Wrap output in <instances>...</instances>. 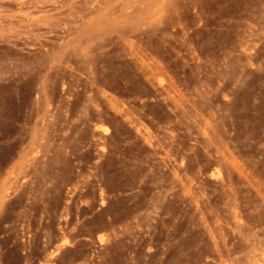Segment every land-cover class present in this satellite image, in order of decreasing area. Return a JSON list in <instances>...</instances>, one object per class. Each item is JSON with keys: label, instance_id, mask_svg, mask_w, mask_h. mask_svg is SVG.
Segmentation results:
<instances>
[{"label": "rangeland", "instance_id": "374dc122", "mask_svg": "<svg viewBox=\"0 0 264 264\" xmlns=\"http://www.w3.org/2000/svg\"><path fill=\"white\" fill-rule=\"evenodd\" d=\"M0 264H264V0H0Z\"/></svg>", "mask_w": 264, "mask_h": 264}, {"label": "bare ground", "instance_id": "6f19581e", "mask_svg": "<svg viewBox=\"0 0 264 264\" xmlns=\"http://www.w3.org/2000/svg\"><path fill=\"white\" fill-rule=\"evenodd\" d=\"M48 235V234H47ZM62 248V247H61Z\"/></svg>", "mask_w": 264, "mask_h": 264}]
</instances>
